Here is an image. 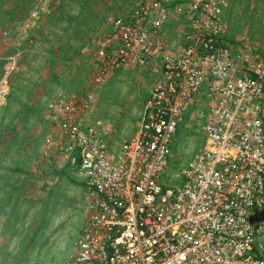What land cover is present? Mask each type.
Listing matches in <instances>:
<instances>
[{"label": "built area", "instance_id": "built-area-1", "mask_svg": "<svg viewBox=\"0 0 264 264\" xmlns=\"http://www.w3.org/2000/svg\"><path fill=\"white\" fill-rule=\"evenodd\" d=\"M173 5L185 32L170 48ZM227 5L140 0L114 23L113 49L97 51L94 84L126 65L157 74L137 129L117 149L92 91L49 103L63 167L87 191L86 219L64 264H264V56L248 39L226 37ZM18 62L19 53L5 58L0 106ZM197 97L209 111L205 143L181 171L183 184L167 183L179 175L169 173L172 140Z\"/></svg>", "mask_w": 264, "mask_h": 264}, {"label": "rangeland", "instance_id": "rangeland-1", "mask_svg": "<svg viewBox=\"0 0 264 264\" xmlns=\"http://www.w3.org/2000/svg\"><path fill=\"white\" fill-rule=\"evenodd\" d=\"M139 1L0 0V72L6 57L19 53L0 106V264H64L74 254L87 191L63 167L49 103L90 90L113 149L135 132L157 81L151 66L112 69L98 85L94 78L102 66L97 51L113 49L114 23L129 18ZM173 7L170 48L185 32L183 14ZM223 21L228 39L249 41L264 56V0H228ZM197 99L172 140L169 173L179 175L167 183L183 184L181 171L205 143L209 111Z\"/></svg>", "mask_w": 264, "mask_h": 264}, {"label": "crops", "instance_id": "crops-1", "mask_svg": "<svg viewBox=\"0 0 264 264\" xmlns=\"http://www.w3.org/2000/svg\"><path fill=\"white\" fill-rule=\"evenodd\" d=\"M167 36H169V38L171 39V36L168 34ZM172 40V39H171ZM37 93V92H36ZM37 104L35 103L34 107L36 106Z\"/></svg>", "mask_w": 264, "mask_h": 264}]
</instances>
